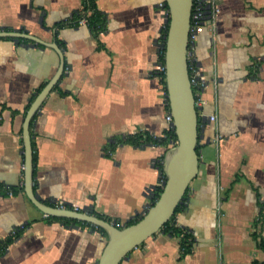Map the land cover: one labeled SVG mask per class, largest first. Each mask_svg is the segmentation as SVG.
I'll use <instances>...</instances> for the list:
<instances>
[{
  "label": "crops",
  "instance_id": "0c3cea01",
  "mask_svg": "<svg viewBox=\"0 0 264 264\" xmlns=\"http://www.w3.org/2000/svg\"><path fill=\"white\" fill-rule=\"evenodd\" d=\"M161 1L96 0V31L77 23L85 0H0V31L57 42L65 57L31 125L34 190L46 204L124 227L163 185L172 145L158 142L169 129ZM216 2L193 54L209 76L203 110L217 120L199 116V172L175 217L192 249L182 255L180 237L159 231L121 264H264V0ZM59 64L50 47L0 37V183L23 187L0 193V241L28 224L0 264H97L107 242L92 224L49 220L25 192L23 121ZM128 136L142 143L118 142Z\"/></svg>",
  "mask_w": 264,
  "mask_h": 264
},
{
  "label": "water",
  "instance_id": "95a60500",
  "mask_svg": "<svg viewBox=\"0 0 264 264\" xmlns=\"http://www.w3.org/2000/svg\"><path fill=\"white\" fill-rule=\"evenodd\" d=\"M165 1L169 8V16L166 19L169 27L165 44L166 87L177 143L165 154L163 170L166 179L159 199L147 209L141 220L122 228L115 222L87 211L50 206L35 192L31 125L45 99L62 77L66 67L65 57L57 42H45L28 33L0 31V37L30 39L54 49L60 57L57 71L36 95L23 121L24 188L31 202L44 214L87 222L106 231L107 242L97 264H121L131 251L158 233L172 218L190 183L199 172V115L188 68V38L193 0Z\"/></svg>",
  "mask_w": 264,
  "mask_h": 264
},
{
  "label": "built area",
  "instance_id": "2783aa9c",
  "mask_svg": "<svg viewBox=\"0 0 264 264\" xmlns=\"http://www.w3.org/2000/svg\"><path fill=\"white\" fill-rule=\"evenodd\" d=\"M159 8L161 9L165 17V23H166V19L169 16V8L165 0H162L159 3ZM218 12H219V6L216 0H193L190 27H189V38H188V42H189L188 68H189L191 86L195 97V105L198 111V115L203 117L205 116L209 119V121L212 122H215L217 120V114L216 113L206 114L203 110V108L208 103V99L206 97V89L209 85V76L195 59L193 50L196 41L198 40V37L202 29L204 28L205 24L209 21L213 22L216 19ZM92 14L93 11L91 9L88 10L84 9L83 15L79 18L77 23L79 25H90L89 18ZM96 28L102 29L103 26L101 24H98L96 25ZM165 44H166V36L163 37V33H162L161 50L164 49V61L162 60L159 61L157 65V71L159 72V74L161 75L164 74L166 76ZM166 121L169 125V129L171 128L174 129L173 115L171 113V110H169L166 114ZM222 137L223 136L220 133L217 134L215 140L216 145L219 144V141L221 140ZM176 143L177 140H175L172 145H175ZM9 195H12V193L9 192ZM58 207L67 208L68 206H66L63 202H60ZM74 209L80 211L79 207H74ZM45 216L47 217L48 215L45 214ZM15 231L16 229H14L12 233H15Z\"/></svg>",
  "mask_w": 264,
  "mask_h": 264
},
{
  "label": "trees",
  "instance_id": "16d2710c",
  "mask_svg": "<svg viewBox=\"0 0 264 264\" xmlns=\"http://www.w3.org/2000/svg\"><path fill=\"white\" fill-rule=\"evenodd\" d=\"M85 9L86 10L91 9L93 11V14L89 18L90 26H92V28H94L96 31H98L99 29L96 28V25H98V24L102 25L103 23L101 22V18L99 16V12H98L97 7H96V0H85ZM168 27H169V23L166 22L165 25L163 26V37H165L167 35ZM161 60L164 61V49L161 52ZM161 80H162L164 91H165V94H166V97H167L166 76L164 74L161 75ZM43 87H44V85H42L41 88H39L37 90V93L40 92V90ZM167 108H168V110H170V105H169L168 99H167ZM149 139H151V138L148 137L144 141H147ZM175 140H177V136H176L175 130L171 128V129H168L166 131V136L164 138L159 139L158 142H160L161 144H166V145L167 144H171L172 145ZM118 142L133 143L135 145H139V144L142 143L140 136H128L125 139L118 140ZM112 145H114V142H112ZM35 163H36V156L34 154V166H35ZM159 167H160V170L162 172V179H163V182H164L166 177H165V173H164V170H163L164 164H163L162 161H161V164H160ZM34 176H35V171H34ZM18 190H23V187L18 186V187H8L7 188V187H5L4 184L0 183V193L9 194V192H11L12 195H13V194L17 193ZM162 191H163V185L156 189L150 206H153L155 204V202L159 199L160 194L162 193ZM186 193H185L182 201L180 202V204L176 207L175 213L172 216V218L169 221H167L164 224V226L162 227V229L160 230L161 232L169 233V234H171L173 236H179L180 237V246H181L182 255L188 254L191 251L192 246H193V239H192L191 235L189 234V232L186 229L182 228V227H178L176 225V222H175L176 214L181 209L184 208L185 203L187 202L188 198H187ZM85 211H87L88 213H91V214H96L92 209H87ZM99 217L102 218L101 216H99ZM142 217H143V214L135 217L134 219H131L129 222L126 223L125 226H128V225H131V224H134V223L138 222L139 220H141ZM47 218L49 220H58V221L64 222L65 224H67L68 222H80V223H83V224H90V223H87V222H81V221H78V220L68 219V218H61V217L47 216ZM27 226H28V224H23L22 226L17 227L15 233H12L6 239H3V240L0 241V254H2L6 250L7 246L12 241L17 239L21 235L22 231ZM95 227L97 229H99L104 234V236L106 238L108 237L107 233H106V231L104 229H102L100 227H97V226H95ZM118 227L122 228L123 226L118 225Z\"/></svg>",
  "mask_w": 264,
  "mask_h": 264
}]
</instances>
